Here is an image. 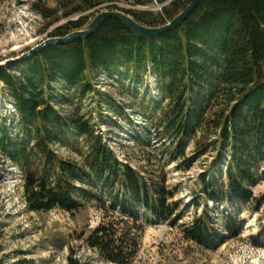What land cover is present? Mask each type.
Masks as SVG:
<instances>
[{
  "label": "trees",
  "instance_id": "16d2710c",
  "mask_svg": "<svg viewBox=\"0 0 264 264\" xmlns=\"http://www.w3.org/2000/svg\"><path fill=\"white\" fill-rule=\"evenodd\" d=\"M57 1L56 8L35 3L49 25L103 2ZM76 1L81 6L69 11ZM154 1L161 11L124 12L144 25L162 26L191 0L135 2L146 6ZM89 22V16L69 20L51 36H65ZM97 72L118 77L123 85L124 78L139 85L128 90H148L146 76L156 78L158 96L144 95L139 102L146 129L131 138L138 146L155 140L182 171L211 154L193 197L202 212L185 228L186 239L205 249L225 241L209 202L217 207L252 204L255 211L264 206V196L253 192L264 180V0H201L185 22L154 38L139 37L110 19L88 38L47 47L0 72L19 116L14 134L0 115V176L3 163L19 167L30 211L73 213L93 203L104 218L86 238L87 245L109 262L132 264L150 221L175 225L184 214L165 178L156 181L123 162L96 129V118L83 111L86 96L100 94L93 83ZM66 91H74L71 100ZM63 101L73 103L70 112L59 108ZM104 103L111 111L122 110L112 96ZM60 145H70L81 160L61 155ZM240 221L239 216L227 218L230 236L241 233ZM258 236L264 239V226ZM0 264L6 262L0 259ZM68 264H83L74 248Z\"/></svg>",
  "mask_w": 264,
  "mask_h": 264
},
{
  "label": "rangeland",
  "instance_id": "374dc122",
  "mask_svg": "<svg viewBox=\"0 0 264 264\" xmlns=\"http://www.w3.org/2000/svg\"><path fill=\"white\" fill-rule=\"evenodd\" d=\"M36 1L0 0V62L19 57L48 38L57 37L51 36L57 27L81 16H89L91 22L100 12L110 10L159 12L162 9L157 1L145 6L137 4L136 0H103L92 9L62 17L49 25L50 20L35 11ZM41 2L50 8L60 5L57 0ZM69 6L68 10L72 11L81 4L76 1ZM96 75L93 83L100 94H88L82 102L83 111L96 118V129L123 162H128L156 181L165 178L167 186L175 193L173 200L179 203V211L184 214L175 225L168 221H150L141 235L138 253L132 264H264V239L258 236L264 226V206L255 211L252 204L217 207L209 202L210 215L219 233L225 236V241L215 249H205L185 238V228L190 227L196 214L202 212L193 197L199 190V175L211 164V154L203 157L189 171H182L176 163L167 160L162 144L152 140L150 146L140 147L131 139L146 129L139 102L144 95L147 98L158 96L156 78L146 76L148 90L142 86L128 90V87L139 85L129 78H124L123 85L118 77L110 78L104 72H97ZM2 86L0 82V115L6 117L11 132L15 134L19 116ZM58 88V94L62 95L61 88ZM66 94L71 100L74 91H66ZM109 96L120 104L121 112L108 109L104 102ZM60 101L61 97H58L57 102ZM59 108L68 113L73 109V103L63 101ZM56 148L64 157L81 160L79 153L70 145ZM192 151L190 146L189 152ZM23 184L19 167L10 162L3 163L0 176V259L6 264H68L70 248H74L83 264H115L105 260L85 241L103 221L102 210L90 203L73 213L61 209L30 211ZM253 192L257 198L264 196V180L253 187ZM229 216H239L243 222L238 236H230L225 230ZM143 220L147 219L143 217Z\"/></svg>",
  "mask_w": 264,
  "mask_h": 264
},
{
  "label": "water",
  "instance_id": "95a60500",
  "mask_svg": "<svg viewBox=\"0 0 264 264\" xmlns=\"http://www.w3.org/2000/svg\"><path fill=\"white\" fill-rule=\"evenodd\" d=\"M200 2L201 0H191L190 3L187 5V7L180 14H178L175 18H173L167 24L162 26L144 25L138 22L130 14L122 11L110 10V11L100 12L92 19L90 24L85 29L76 30L65 36L48 38L47 40L37 45L30 51L22 54L21 56L8 59L5 62H0V72L6 67L12 64H16L25 58L31 57L47 47L61 45V44H68L80 39L88 38L93 34H95L102 27V25L110 19L119 20L127 28H129L135 35L139 37H145V38L157 37L169 30H172L180 26L183 22H185L191 16L193 11L198 7Z\"/></svg>",
  "mask_w": 264,
  "mask_h": 264
}]
</instances>
